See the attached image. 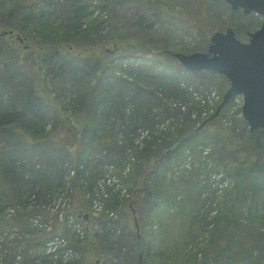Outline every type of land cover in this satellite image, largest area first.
Masks as SVG:
<instances>
[{"label":"trees","instance_id":"obj_1","mask_svg":"<svg viewBox=\"0 0 264 264\" xmlns=\"http://www.w3.org/2000/svg\"><path fill=\"white\" fill-rule=\"evenodd\" d=\"M4 1L0 0V4ZM135 1L152 8L157 16L176 13L188 18L191 32H200L210 23L204 0ZM92 7L88 0H68L61 5L52 0H11L5 9L0 5L3 14H21L17 18L21 26L6 23L7 27L2 28L6 36H0V193L8 202L5 210L10 205L15 212L6 213V219L11 217L21 227L18 216L26 207L23 195L27 192L46 202L52 191L51 178L55 187L62 188L70 198L65 216L76 214L78 218V210H87L85 200L83 195L72 200V192H91V205L97 196L87 171L94 153L104 152V157L118 169L120 164L113 152H124L131 146L132 168L127 177L121 172L118 175L128 191L135 192L137 202L148 207V213L142 231L133 232L135 247L131 259L122 264H138L140 255L139 264H255L252 251L263 247L264 233L247 230L246 223L258 213V200L254 190L249 195L245 190L257 187L264 176V128L251 132L246 124V138L236 140L234 127L227 125L222 114L232 98L218 113L216 107L206 118L200 116L201 110L196 118L191 117L190 108L195 106H167L163 99L168 95L181 99L188 95L177 77L185 69L174 54L167 48H144L142 54H126L130 39L125 34L113 27L103 33L98 14L86 21L96 10L107 8L106 1ZM237 13L243 16L230 11L225 24L230 25ZM253 16H246L248 30L261 23L258 16L259 22ZM245 24L238 23L236 31L239 33L240 26ZM18 29H23L25 37L15 32ZM14 34L28 42L29 56L13 45ZM203 34L206 39L207 34ZM129 56L139 59V63L132 68L123 66V62L111 64L114 58L122 61ZM167 57H171L170 63ZM190 73L202 77L213 72ZM158 90L163 97L158 96ZM127 98L133 104L131 109L127 107ZM183 101H188L187 96ZM4 105L6 108L1 109ZM240 112L241 121L246 123ZM160 114L171 118L161 128L157 127ZM29 157L36 161L29 163ZM187 158L191 168L184 166ZM204 170L219 175L218 181L223 184L226 177H231L235 184L229 187L226 183L220 188L217 183L211 188L209 177L203 178ZM107 194L102 199L106 207L118 210V196ZM216 197L220 198L222 208L217 203L212 205ZM41 202H36L29 214L52 222L45 243L72 227L67 216L61 219L58 213L50 215ZM236 209L242 216L231 224L233 220L228 214H236ZM103 216L106 214L101 213ZM222 217H227L226 223L218 224ZM91 218L88 213L87 223L81 224L84 234L66 239L67 247L78 255L75 264L87 263L90 255L97 253V236L110 241V256L105 261L115 264L113 259L121 254L122 244L108 239L111 232L106 222H100L94 230L88 224ZM211 224L214 244H200L197 238ZM41 246L38 244L30 255L31 261L52 264L43 249L41 253ZM11 252L9 248L4 264H15V254Z\"/></svg>","mask_w":264,"mask_h":264},{"label":"rangeland","instance_id":"obj_2","mask_svg":"<svg viewBox=\"0 0 264 264\" xmlns=\"http://www.w3.org/2000/svg\"><path fill=\"white\" fill-rule=\"evenodd\" d=\"M100 1L101 0H88V2L91 3L90 9L93 8L92 5L96 3L98 4ZM103 1H106L107 8H105L103 11L96 10L95 14L89 16L86 21L95 18L96 14H98V23L102 22V26L104 27L102 28L103 33L107 34L108 30L113 27L116 28L120 34H125V36L130 39L129 43L127 44L128 46L126 47V54H130L132 56L142 54L141 52H144V48H167L170 52H172V54L177 52L190 54L197 50L206 51L210 35L217 29L216 27L220 26L221 28L218 30L224 31L228 26L235 28L238 23L243 22L246 23L242 26L245 28H242L240 26L241 30L239 33L237 31V38L245 42L248 39L247 31H253V29L255 30L259 27L260 24L258 23L255 28L248 30L250 23L246 21L249 20V18L246 16L249 15L243 14V16H241L237 13V15L233 17L234 21L231 22L230 25H226L225 19L230 16L231 9L224 0H204V4L207 6L206 15L208 17L207 19L210 22V27L205 25L200 32H191V23L188 18L180 17L178 16V14L176 15V13H172V15L162 14L157 16L154 14L155 11L152 8L142 5L135 0H114V3L112 2L113 0ZM10 2L11 0H5L4 3L0 5L4 6L5 9L6 7H8V4ZM52 2L53 4L61 5L64 3H68V0H52ZM4 9H0V32H4L2 28L7 27L5 25L6 23L11 24L14 27L21 26V21L17 19L21 14L14 11V13H11V15L9 16L8 12L3 14ZM253 15L255 21H260V15L256 13H254ZM257 16L258 20L256 19ZM11 18L12 20L10 21ZM15 32H18L21 34V36H23L24 31L23 29H18L15 30ZM203 32L207 34L206 39ZM27 44L28 42L24 39L23 42H20L19 40H15L13 42V45L21 54L29 56L30 53H26L27 51H29L27 49ZM198 48H200V50ZM132 56L126 57L122 59V61L114 58L111 64L117 65L116 63L123 62V66L132 68L136 63H139V59H135ZM167 59V63H170V61L172 60L171 57H167ZM177 77L179 79L180 86L185 89L188 94L185 95V97L187 96L188 101H183L185 97L181 99L180 97L175 98L176 96L172 95H168L163 99V101L167 106H174L176 104H186L187 107L195 106V108H190L192 118L197 117V115L200 113V111L198 110H201L200 116L204 118L212 114L218 106L217 104L221 102L220 100L221 98H223V94L229 85V82L225 78V76L214 72L206 73L202 77H200L199 75L191 74L187 70H181ZM201 79L203 80L201 81ZM158 96L163 97L161 90H158ZM240 98L242 99L240 95H236V97L234 96L231 100L229 99L230 102L226 106V108L223 109L224 113L222 112V114L225 115L224 119L227 122V125H232L234 127V138L238 141H243L246 138L247 134V123L241 121V118L239 116V110H241L242 106V104H240ZM128 99L129 98H127L128 102H126L127 107L131 109L133 104H131L132 102ZM5 108V105L1 107V109ZM158 118L159 120L161 119V122L157 124V127L159 128H161L163 125L166 126V124H169L167 120L171 121V118H163L162 114H160ZM142 134L143 132L140 133L139 138H141ZM130 148L131 146H128V149H125L124 152H113L114 156L117 158L120 164L118 169L115 168V164L110 163V161H108V159L104 157V152L96 151L94 153V157L90 162H88L89 164L87 165V171L91 175V180L94 184L93 188L97 192L96 198L92 201L91 205L88 203V200L90 198L88 194H90L91 192H88V190H86L85 192H72V200L74 197H78V195L80 197H82L83 195V199L85 200V202L83 203H85L84 206L87 210H78V218L76 217V214L66 215L68 225L71 226L72 229H70V231L66 234L57 235L54 238L48 239L47 241H45V243H43V240L51 232L52 222L47 218L44 219L38 215L29 214L34 206V208H36L35 203L41 201L37 200L34 195H29V193L27 192L25 193V195H23V200L26 203V207L24 210L21 209L22 213H20V216H18L21 227H17L13 223L11 217H8V219H6V213L8 215V212H10V215L14 214L15 212H12L14 211V208L10 205H8V208H6L5 210V204H8V202L0 193V205H2L1 208L3 209L0 210V264H4L3 260L7 257L9 248H11V254H15V264H35L31 261L30 255L34 253V250L37 248L38 244L42 245V248L40 249L41 253L43 249L44 252L49 256V258L53 260L52 264H57V258L60 259V264H75V256L78 255L75 253L74 249L72 250V248L67 247L68 245L66 239L72 240L74 238H77L75 234L82 233L81 224L85 225L87 223L85 220L88 219V213L92 217L91 222H88V224H90L94 230L99 228L100 222H106L110 227L111 232L108 239L118 240L122 244L121 254L118 258L115 257L113 259L115 264H122L126 261H129L134 253L133 249L135 247V242L132 239L133 232L139 234V232L142 231L143 223L148 213V207L141 201L137 202L138 197L135 192H129L127 185L123 183V181H121L118 175V172H121L123 176L127 177L130 169L132 168V161L134 159H132V156L130 154ZM28 160L30 161L29 163H33L34 161H36V158L29 157ZM188 160L190 159L187 158L184 166L186 168H191ZM196 170L197 169H193L192 172L194 173L196 172ZM72 173L73 171L70 170L69 176L71 175L72 177ZM206 177H209V180L212 181L211 188L217 183L220 188L221 186L226 185V183L229 185V187H233L235 184L231 177H226L223 184L222 181H218L219 175L212 171L204 170L203 178ZM65 178L66 180L68 179L67 177ZM50 184L52 187V191L49 195V199L47 198L46 202L42 201L41 203L44 204L43 206L45 210L49 212L50 215L53 213H58L61 219H63L64 217H66L65 208L70 202V198L62 188L55 187L56 185L52 178L50 179ZM69 186L70 184L68 185V188ZM251 190H254L257 196L258 213L253 220L246 223L247 230H249L250 233H264V176L262 177V180L257 187H251L245 190L246 194L249 195ZM106 192H108L107 196L109 194L118 196V210L115 211L106 207L105 201H102L103 197H105L104 194ZM100 193L103 194V196H100ZM216 198L217 200L214 201L212 205L215 206V204L217 203L219 208H222L223 205L219 201L220 198ZM250 201L251 200L248 199V203H250ZM236 208L238 209V206ZM132 209H134V212L132 211ZM237 209L236 214L235 212H233L232 214H228L229 219L233 220L231 221V224L236 221L235 219H239L242 216V213L238 211L241 209ZM93 211L96 212V215H93ZM101 213H105L106 216L101 217ZM212 215L213 214H211V216ZM80 217L83 218L79 219ZM134 218H136L137 220V229L134 225ZM226 219L227 217H222L221 220L218 221V224L226 223ZM83 221H85V223ZM213 224H211L207 228L208 230L205 231L202 237L197 238L199 242H202L200 244H204L206 241H211V243L215 242V232H211L210 229L214 227ZM216 224L217 222H215V225ZM59 233H62V230ZM49 240L51 242L48 243L49 245H46ZM108 242L110 241L105 242L100 236L95 237L94 243L95 247L97 248L95 252L97 253L91 254L89 261L84 264H109L105 261V259L110 256V248L107 244ZM119 242L116 243L117 247L119 245ZM3 246L6 247L4 248ZM59 249L62 251H59ZM56 251L59 252L55 253ZM50 254L53 255L50 256ZM252 254L253 256H256L255 264H264V242L263 247L262 245L255 247V249L252 251ZM199 257L202 256L199 255ZM37 261L40 262L41 260L37 259ZM38 262L36 263L38 264Z\"/></svg>","mask_w":264,"mask_h":264},{"label":"water","instance_id":"obj_3","mask_svg":"<svg viewBox=\"0 0 264 264\" xmlns=\"http://www.w3.org/2000/svg\"><path fill=\"white\" fill-rule=\"evenodd\" d=\"M224 1L233 11L241 10L244 14L254 12L260 15L262 22L259 28L247 33L246 42L237 38L232 27H227L224 31L217 30L210 35L206 51L190 54L177 52L174 56L188 72L209 70L224 75L229 85L216 113L232 96L241 94V113L252 132L264 128V0ZM6 33L0 32V36ZM16 39L23 42L19 34ZM134 225L137 229L136 218ZM140 259L141 255L138 264Z\"/></svg>","mask_w":264,"mask_h":264}]
</instances>
